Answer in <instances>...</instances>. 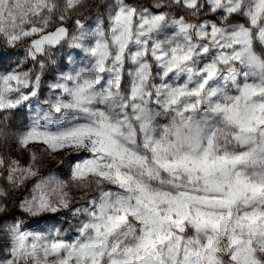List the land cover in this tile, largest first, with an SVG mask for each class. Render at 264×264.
Returning a JSON list of instances; mask_svg holds the SVG:
<instances>
[{
    "label": "snow or ice",
    "instance_id": "snow-or-ice-1",
    "mask_svg": "<svg viewBox=\"0 0 264 264\" xmlns=\"http://www.w3.org/2000/svg\"><path fill=\"white\" fill-rule=\"evenodd\" d=\"M88 6L0 0V264H264V0Z\"/></svg>",
    "mask_w": 264,
    "mask_h": 264
},
{
    "label": "rangeland",
    "instance_id": "rangeland-1",
    "mask_svg": "<svg viewBox=\"0 0 264 264\" xmlns=\"http://www.w3.org/2000/svg\"><path fill=\"white\" fill-rule=\"evenodd\" d=\"M108 2H109V0H88L89 6L86 9L82 10V13H81L82 19H84L86 22H93V23L97 18L104 19L106 21L107 14H106V9H105L104 5ZM129 2L134 4V5L148 7L152 11H159L158 9H155L153 7L155 0H129ZM165 10H167V9H165ZM179 13L182 14L183 12L181 11ZM179 13L177 12V10H173L170 14L173 16H176ZM207 18L208 17L202 16L201 20H204ZM69 26H71V23L69 24ZM23 47L24 46L21 45L20 49L17 50L18 54L15 55L14 57H12L11 60H9L7 62V65L15 66L17 61H21V62H23V67L25 69L35 67L34 65L24 61ZM57 60L58 61L60 60L59 55L57 56ZM78 64H79V60L77 59V65ZM7 65H5V66H7ZM64 65H67V67H64ZM72 66H73L72 58H68L67 60H65L63 62V64L59 65L58 67L53 66L52 68H49L48 70H46V72L43 76V81H44V84L42 87L43 94L44 95L48 94L47 84L53 82L55 75L59 71H61V70L67 71ZM23 114L25 115L24 120H21L18 117L15 119L16 127L13 129V131H19L29 123L28 110L24 109ZM19 116H21V115H19ZM0 153L4 154L5 156L10 155L11 158H19L21 160V163H23V164H26L28 161V157L26 154L22 155L20 152L15 150V144L11 139H9L8 146L6 148L3 147V141H0ZM49 172L56 173L61 179H65V180L68 179V176H67L68 168H67V166H65L64 168H61L57 162L45 161V164H44L43 168L41 169L40 175H42V176L47 175ZM33 182H34L33 180L26 181V185L24 187H22L21 189H18L16 192H14L11 195L10 200L8 202V207L10 209H12V212L9 214L8 217H5L7 222H11V216L12 215H15L17 218L22 217V214L17 210L16 205L24 196L28 195L30 187H31ZM4 184H5V182L3 180H0V186H4ZM77 195H80V194L77 193ZM76 203L79 204L82 202L77 200ZM22 218H24L26 220V222L29 224L30 228H32V229L36 228L35 222L30 221L27 217H22ZM57 219H59L60 223H63V219H64L63 214L61 216L57 217ZM45 226H46L45 221H43V220L40 221V227L43 228ZM71 235L72 234L69 233V236H71ZM0 238H2V234H0Z\"/></svg>",
    "mask_w": 264,
    "mask_h": 264
},
{
    "label": "trees",
    "instance_id": "trees-1",
    "mask_svg": "<svg viewBox=\"0 0 264 264\" xmlns=\"http://www.w3.org/2000/svg\"><path fill=\"white\" fill-rule=\"evenodd\" d=\"M173 10H175V9H167L166 11H169L170 13L173 11ZM180 14V13H179ZM183 14V13H182ZM18 118H20L21 120H24L25 119V115L23 114V115H21V116H18Z\"/></svg>",
    "mask_w": 264,
    "mask_h": 264
}]
</instances>
